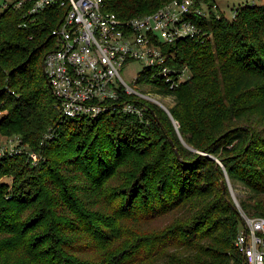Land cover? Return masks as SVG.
I'll return each instance as SVG.
<instances>
[{
	"label": "trees",
	"instance_id": "trees-1",
	"mask_svg": "<svg viewBox=\"0 0 264 264\" xmlns=\"http://www.w3.org/2000/svg\"><path fill=\"white\" fill-rule=\"evenodd\" d=\"M169 1L106 3L128 19ZM203 1L204 14L191 19L212 38L163 46L190 77L170 89L144 69L136 81L173 95L171 116L148 101L142 118L119 110L66 118L43 71L64 10L0 16V135L21 137L28 151L0 161V264L240 260L242 217L222 181L243 184L241 208L264 216V4L228 18Z\"/></svg>",
	"mask_w": 264,
	"mask_h": 264
},
{
	"label": "built area",
	"instance_id": "built-area-1",
	"mask_svg": "<svg viewBox=\"0 0 264 264\" xmlns=\"http://www.w3.org/2000/svg\"><path fill=\"white\" fill-rule=\"evenodd\" d=\"M203 5V0H171L153 12L125 19L110 11L106 0H1V15L15 8L36 20L50 9L59 14L64 10L51 32L55 44L45 54L43 67L57 96L56 106L66 118L96 117L116 110L142 118L148 101L169 114L167 96L152 81L143 82L146 91L130 86L121 69L130 62H142L152 78L162 77L170 89L178 87L190 77L189 70L172 68L163 46L188 36L202 41L212 38L211 32L191 19L204 14ZM6 113L0 109V117ZM24 152H28L27 144L21 137L0 135V161ZM236 205L242 217L234 242L240 260L230 264H264V216L248 215Z\"/></svg>",
	"mask_w": 264,
	"mask_h": 264
},
{
	"label": "rangeland",
	"instance_id": "rangeland-1",
	"mask_svg": "<svg viewBox=\"0 0 264 264\" xmlns=\"http://www.w3.org/2000/svg\"><path fill=\"white\" fill-rule=\"evenodd\" d=\"M216 5L218 7H215L214 11L216 13L224 14L228 18H233L234 12L237 8L241 6H245L246 4H264V0H214ZM4 8L1 7V0H0V15L3 12ZM127 66V67H126ZM124 68L121 69L122 75L126 81L127 84L130 86H135L139 91H146V85L143 83H136V77L137 75L142 72L144 65L142 62L133 61L126 65ZM191 73L188 72L187 75H190ZM164 97V96H163ZM167 105L169 109L173 107L176 104V99L173 95H169L167 97ZM0 109L3 110L0 106ZM2 117H0L1 121ZM225 178L228 179L226 176ZM8 179V178H7ZM226 180V179H225ZM230 187V192L232 195V198L235 199V201L239 204V201L242 199L247 198L249 194V190L241 183H235L232 184L231 181L228 179V186ZM241 207V206H240ZM155 224L162 226L165 224L164 220L156 221Z\"/></svg>",
	"mask_w": 264,
	"mask_h": 264
},
{
	"label": "water",
	"instance_id": "water-1",
	"mask_svg": "<svg viewBox=\"0 0 264 264\" xmlns=\"http://www.w3.org/2000/svg\"><path fill=\"white\" fill-rule=\"evenodd\" d=\"M43 71H44V74H45V76H46V73H45V70H44V69H43ZM47 80H48V79H47ZM48 83H49V81H48ZM49 84H50V83H49ZM50 86H51V85H50ZM169 114H170V116H171V112H170ZM217 162L220 163L221 165H223L219 159H217ZM222 185H223V188L226 190V188H227V186H228V179H227V178H226V180H223V181H222ZM228 188H229V190H230V187H228ZM233 200H234V202H235V204H236V201H235L234 198H233Z\"/></svg>",
	"mask_w": 264,
	"mask_h": 264
},
{
	"label": "crops",
	"instance_id": "crops-1",
	"mask_svg": "<svg viewBox=\"0 0 264 264\" xmlns=\"http://www.w3.org/2000/svg\"><path fill=\"white\" fill-rule=\"evenodd\" d=\"M218 7V6H217Z\"/></svg>",
	"mask_w": 264,
	"mask_h": 264
}]
</instances>
